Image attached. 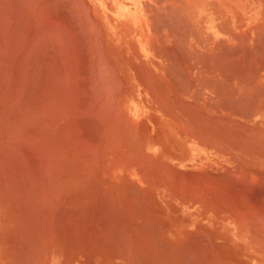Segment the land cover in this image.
<instances>
[{
	"label": "bare ground",
	"instance_id": "1",
	"mask_svg": "<svg viewBox=\"0 0 264 264\" xmlns=\"http://www.w3.org/2000/svg\"><path fill=\"white\" fill-rule=\"evenodd\" d=\"M0 264H264V0H0Z\"/></svg>",
	"mask_w": 264,
	"mask_h": 264
}]
</instances>
